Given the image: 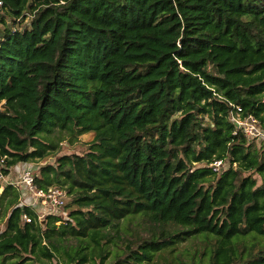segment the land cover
Returning a JSON list of instances; mask_svg holds the SVG:
<instances>
[{"label": "trees", "instance_id": "trees-1", "mask_svg": "<svg viewBox=\"0 0 264 264\" xmlns=\"http://www.w3.org/2000/svg\"><path fill=\"white\" fill-rule=\"evenodd\" d=\"M26 11L0 34V172L94 136L37 169L64 216L0 184V264H264V142L231 121L264 128V0H0Z\"/></svg>", "mask_w": 264, "mask_h": 264}, {"label": "built area", "instance_id": "built-area-1", "mask_svg": "<svg viewBox=\"0 0 264 264\" xmlns=\"http://www.w3.org/2000/svg\"><path fill=\"white\" fill-rule=\"evenodd\" d=\"M239 111L240 108L237 107V113H231V121L236 128V132L240 131L242 134L251 139L264 142V128L261 127L259 121L252 116L241 117L239 115ZM23 164L24 165L17 179L9 182L13 185H17L21 191V203H24V199V201H26L24 204L33 205V203L41 199L47 206L44 208L45 212L39 214L40 217L44 216L46 213H57L55 210L61 208L67 197L66 191L58 187H49L47 190L38 189L34 184L36 168L32 165V163ZM209 165L215 174H219L223 168H225L226 162L222 159H216L210 162ZM6 177L7 176H4L0 172V180L5 179ZM23 218L26 221H30V219H28L26 216H23Z\"/></svg>", "mask_w": 264, "mask_h": 264}, {"label": "rangeland", "instance_id": "rangeland-1", "mask_svg": "<svg viewBox=\"0 0 264 264\" xmlns=\"http://www.w3.org/2000/svg\"><path fill=\"white\" fill-rule=\"evenodd\" d=\"M32 16L33 15L30 11H26L24 15L20 17L18 20H13L11 18H5V23L0 22V34H2L3 29L6 27L21 28L26 25L28 26ZM93 136L94 135L92 132H85L80 135L73 136L66 130L61 132L55 129V132L52 134L51 139L58 143L57 150L42 160L31 162L32 165L36 168L35 172L37 173L38 172L37 169H39L42 165L53 163L57 156H60L63 154H70V153L80 154L84 152L85 147H86V142L92 140ZM23 165L24 164L21 163V164H17L16 166L12 167L7 177L5 179L0 180V184L3 186L5 184H8L9 182H12L13 180H16L18 175L20 174V171ZM195 166L196 167L202 166V163L195 164ZM14 186H17V185H14ZM1 190L2 188L0 187V192ZM67 200H68V197H66L64 205L66 204ZM21 201H22V198H21ZM23 202L25 203L26 201H24L23 199ZM64 205H62L61 208H58L55 210L58 214H62L63 216L66 213L65 212L66 209ZM32 206L36 208L39 214H42L45 212L44 208H46L47 205L44 203L43 200L39 199L35 203H33ZM2 216H3V211L0 209V228H2L4 224V220ZM40 218H43V216H41ZM132 222H133V228L137 230V232H141V233H145L144 231H146V229L149 226V224H147V221H145L144 219H133ZM186 244H187V241L182 243V247L186 246Z\"/></svg>", "mask_w": 264, "mask_h": 264}, {"label": "crops", "instance_id": "crops-1", "mask_svg": "<svg viewBox=\"0 0 264 264\" xmlns=\"http://www.w3.org/2000/svg\"><path fill=\"white\" fill-rule=\"evenodd\" d=\"M36 209V208H35Z\"/></svg>", "mask_w": 264, "mask_h": 264}]
</instances>
